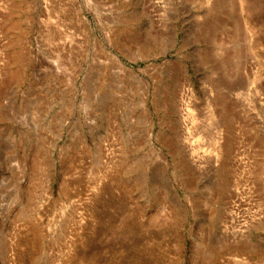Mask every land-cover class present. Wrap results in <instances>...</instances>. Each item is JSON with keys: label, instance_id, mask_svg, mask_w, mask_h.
I'll use <instances>...</instances> for the list:
<instances>
[{"label": "rangeland", "instance_id": "1", "mask_svg": "<svg viewBox=\"0 0 264 264\" xmlns=\"http://www.w3.org/2000/svg\"><path fill=\"white\" fill-rule=\"evenodd\" d=\"M0 264H264V0H0Z\"/></svg>", "mask_w": 264, "mask_h": 264}, {"label": "bare ground", "instance_id": "2", "mask_svg": "<svg viewBox=\"0 0 264 264\" xmlns=\"http://www.w3.org/2000/svg\"><path fill=\"white\" fill-rule=\"evenodd\" d=\"M240 1H241L242 3L246 2V0H240ZM187 89H188V88H187ZM184 90H185V89H184ZM184 90H183V91H184ZM183 108H184V107H183ZM183 110H184L183 114L185 115V114H186V112H185V111H187V109H186V108H184ZM181 111H182V109H181Z\"/></svg>", "mask_w": 264, "mask_h": 264}]
</instances>
